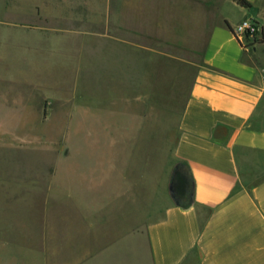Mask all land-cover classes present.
I'll list each match as a JSON object with an SVG mask.
<instances>
[{"label": "rangeland", "instance_id": "rangeland-1", "mask_svg": "<svg viewBox=\"0 0 264 264\" xmlns=\"http://www.w3.org/2000/svg\"><path fill=\"white\" fill-rule=\"evenodd\" d=\"M44 6L0 0V264H152L148 225L190 196L175 147L193 71L153 52L124 83L87 51L78 66L72 37L28 34Z\"/></svg>", "mask_w": 264, "mask_h": 264}, {"label": "crops", "instance_id": "crops-1", "mask_svg": "<svg viewBox=\"0 0 264 264\" xmlns=\"http://www.w3.org/2000/svg\"><path fill=\"white\" fill-rule=\"evenodd\" d=\"M227 1L45 0L52 24L28 33L48 44L62 36L51 44L59 48L73 40L78 66L87 51L88 66L108 67L118 83L150 52L192 69L175 147L189 174L180 191L190 196L148 225L152 264H264V38L245 49L232 31L253 18L264 33L255 10L264 0H232L234 18ZM102 50L108 56L95 60Z\"/></svg>", "mask_w": 264, "mask_h": 264}, {"label": "built area", "instance_id": "built-area-1", "mask_svg": "<svg viewBox=\"0 0 264 264\" xmlns=\"http://www.w3.org/2000/svg\"><path fill=\"white\" fill-rule=\"evenodd\" d=\"M234 36L245 49L261 44L264 33L260 22L253 18H245L232 29Z\"/></svg>", "mask_w": 264, "mask_h": 264}, {"label": "trees", "instance_id": "trees-1", "mask_svg": "<svg viewBox=\"0 0 264 264\" xmlns=\"http://www.w3.org/2000/svg\"><path fill=\"white\" fill-rule=\"evenodd\" d=\"M235 2L243 7V8H252V4L248 0H235ZM230 27V25H229ZM233 29V28H232ZM187 180V178L184 179V181Z\"/></svg>", "mask_w": 264, "mask_h": 264}]
</instances>
